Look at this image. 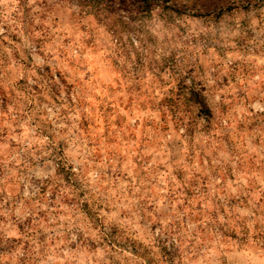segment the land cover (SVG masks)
<instances>
[{
	"label": "clouds",
	"instance_id": "1",
	"mask_svg": "<svg viewBox=\"0 0 264 264\" xmlns=\"http://www.w3.org/2000/svg\"><path fill=\"white\" fill-rule=\"evenodd\" d=\"M0 264H264V0H0Z\"/></svg>",
	"mask_w": 264,
	"mask_h": 264
}]
</instances>
